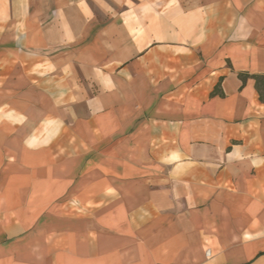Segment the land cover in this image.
<instances>
[{"label": "crops", "instance_id": "crops-1", "mask_svg": "<svg viewBox=\"0 0 264 264\" xmlns=\"http://www.w3.org/2000/svg\"><path fill=\"white\" fill-rule=\"evenodd\" d=\"M0 264H264V0H0Z\"/></svg>", "mask_w": 264, "mask_h": 264}]
</instances>
